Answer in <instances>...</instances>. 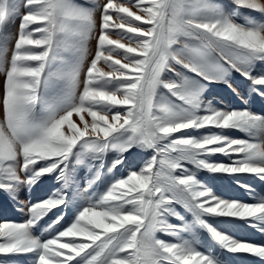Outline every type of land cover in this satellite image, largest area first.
I'll return each instance as SVG.
<instances>
[{
	"label": "snow or ice",
	"instance_id": "6c2138e0",
	"mask_svg": "<svg viewBox=\"0 0 264 264\" xmlns=\"http://www.w3.org/2000/svg\"><path fill=\"white\" fill-rule=\"evenodd\" d=\"M252 14L264 18V0H0V193L19 205L22 188L45 178L59 186L27 206L26 222H0V264L28 254L33 264H227L201 250V230L223 253L264 264V244L210 222L264 234V196L246 182L264 183V114L205 96L225 84L241 101L264 100V22ZM17 18L13 40L6 29ZM188 129L205 131L177 135ZM136 150L147 155L133 168ZM199 171L230 176L255 202L224 198Z\"/></svg>",
	"mask_w": 264,
	"mask_h": 264
},
{
	"label": "rangeland",
	"instance_id": "374dc122",
	"mask_svg": "<svg viewBox=\"0 0 264 264\" xmlns=\"http://www.w3.org/2000/svg\"><path fill=\"white\" fill-rule=\"evenodd\" d=\"M78 2L81 3H90V0H78ZM100 3H103L104 0H99ZM217 3L221 4H227L229 0H216ZM253 18L257 20L258 22H264V18H261L259 14H252ZM240 22H243V18H240ZM19 24L20 20L14 19L7 25V35L10 38H13L17 35L19 31ZM117 31V30H114ZM113 39H118L119 37L117 35L112 36ZM96 47L95 39L91 40L89 42V55L90 58L92 55H94ZM10 56V53H9ZM120 58V57H116ZM98 67H101L104 71H108L109 69L103 65V63L99 64ZM234 76V83L233 86L237 87V91L241 92V95L244 94L246 91V85L243 82L242 78L239 76V74H233ZM4 81V75L3 73H0V94H2V84ZM206 98L213 101V103L221 108H250L251 110L257 112L258 114H264V100H261L258 97L252 96L250 97L247 102L241 101L240 97L237 96L235 93L231 91L225 84H215V85H209L208 90L205 93ZM84 121L91 124L92 118L87 114L84 113ZM2 112H0V120H2ZM74 118H77L78 120L75 122ZM73 121L78 124V126L83 127V122L80 121L79 116L74 115L72 117ZM67 131V129H65ZM205 130H195V129H188L184 133H180L177 135H199L201 132ZM227 134L232 136L233 138H242L246 139L247 134L240 132L238 130H227ZM115 153H109L106 157V167L108 166V163L113 159ZM146 153H144L141 150H136V155L134 157L135 163L131 165L130 167H138L139 164L146 158ZM210 159L217 161V162H228V158L217 154ZM86 169L81 168L79 172L77 173V179L83 184L84 177L86 175ZM127 172V169H120V170H114L113 173H111V176H123ZM197 176L199 179H201L204 183H206L209 187L213 189V191L217 192V194L222 195L226 199H236L244 202H255V199L244 189L240 188L236 182L229 176V177H217L213 176L212 174H209L204 171H199L197 173ZM250 185H252L253 189L255 190L256 197L259 198L261 196H264V183L260 182L256 178L252 177L246 181ZM59 187L56 184V181L51 178H45L39 185L36 186L31 192L28 191L26 188H22L17 199L20 201V204L17 205L16 203H12L10 199H8L7 196H5L3 193H0V222L2 221H14V222H26L29 219V216L27 214V206L30 203H35L36 201L40 199H46L48 195H50L52 192L56 190V188ZM105 190V186L103 184L99 185V187L96 189L97 192L102 193ZM18 206L25 207L24 212H20L17 210ZM77 206H73L69 209L68 214L66 215V220L72 218L75 214ZM178 211L181 212V215H184L186 219H191V216L189 213L186 212L182 207L178 206ZM50 219V217L45 218V221L41 222V226H38L36 229L33 230L34 235H41L43 232V228L47 227V222ZM227 218H210V222L217 221V226L228 231L229 234L235 236L238 239L242 240H248L253 243L257 244H264V234L260 233L257 229H252L247 227L243 221H235L234 225L225 223L224 221ZM173 222H175L173 218ZM47 235V233H45ZM160 235V238L166 239V240H172V237L164 236L163 234ZM200 247L202 251H214L217 254L221 256V258L225 259L227 264H262V262L259 260V258L251 257L249 255L245 254H227L223 253L222 250L218 249V246L214 244V242L211 241L210 237H208L206 232H203V230L200 231ZM185 238H188L187 235ZM31 254H28L27 256H20L17 258L18 264H33V262L29 259Z\"/></svg>",
	"mask_w": 264,
	"mask_h": 264
},
{
	"label": "bare ground",
	"instance_id": "6f19581e",
	"mask_svg": "<svg viewBox=\"0 0 264 264\" xmlns=\"http://www.w3.org/2000/svg\"><path fill=\"white\" fill-rule=\"evenodd\" d=\"M75 122L78 120L77 118H74Z\"/></svg>",
	"mask_w": 264,
	"mask_h": 264
}]
</instances>
